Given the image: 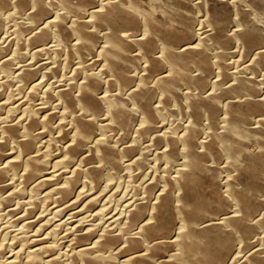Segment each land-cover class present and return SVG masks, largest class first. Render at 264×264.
<instances>
[{
  "label": "bare ground",
  "instance_id": "obj_1",
  "mask_svg": "<svg viewBox=\"0 0 264 264\" xmlns=\"http://www.w3.org/2000/svg\"><path fill=\"white\" fill-rule=\"evenodd\" d=\"M45 1L0 0V34L4 18H18L25 12L33 22L31 27L24 22L16 23L14 40L18 39L20 46L23 40L37 46L53 33L60 40L57 52L64 53L66 63L80 58L67 84L57 83L54 88L45 87L43 92L44 99H58L68 113L67 119L64 117L57 124L55 140L62 147L57 163L72 164V169L65 173L56 163V168L48 167L50 161L38 145L44 133L38 125L49 127L53 117L52 113H44L47 106H34L36 90L44 84L38 77L39 69L25 61L15 65L12 59L18 54L11 58L7 53L8 58L0 60V72L19 79L20 90H29L26 99L17 105L25 112L22 118H0L2 202L16 211L20 201L14 208L11 206L14 199L29 195L32 198L38 195L40 187L49 184L43 195L56 194L57 202L70 207L72 214L79 215L78 212L92 208L100 200L96 190L101 182L112 179L113 173L123 168L122 154L132 155L137 149L133 144L121 143L135 128L138 140L150 138L157 149L164 144L158 155L166 166L146 180L144 196L127 201L123 214L102 208L95 213L105 218L102 225L91 228L77 220L71 223L65 234L70 246L66 257L71 264H264V94L261 95L263 90L254 76L264 67V47H261L264 32L258 26L259 21H264V0H247L246 8L234 11L238 28L233 32L228 27L234 21L232 4L236 3L229 0L201 3L208 27L203 31L193 29L196 20L190 14L194 7L192 0H168L163 8L171 20L165 21L148 13L139 0ZM55 5L62 11L50 18L51 7ZM82 8L86 13L82 14ZM90 8L89 18H85ZM70 14L77 18L68 24ZM29 32L24 36L23 33ZM236 40L243 53L250 55L252 50L255 53L244 68L231 72L232 64L225 57L231 54L229 47ZM96 49L99 68L87 59ZM36 50L39 58L42 53ZM1 82L0 88L4 85ZM1 93L5 95L0 89ZM2 98L1 113L7 105ZM126 100L131 103L130 109L122 105ZM42 112L45 115L39 116ZM170 113L188 119L162 134L157 133L159 120ZM138 115L141 121L135 127ZM115 130L120 136L112 141ZM53 139L50 141L54 142ZM250 141L259 145L257 151L250 150V144L247 147ZM118 145H122L121 149ZM144 162L142 156H137L128 165L141 167ZM34 207L29 206L17 216L22 226L19 233L13 234H19L24 243L17 237L18 241L9 244L0 242V264H57L60 256L51 254L52 247L44 244L43 236L39 237L41 232L36 230L38 234H34L40 239H25L31 225L29 214L38 210Z\"/></svg>",
  "mask_w": 264,
  "mask_h": 264
},
{
  "label": "rangeland",
  "instance_id": "obj_2",
  "mask_svg": "<svg viewBox=\"0 0 264 264\" xmlns=\"http://www.w3.org/2000/svg\"><path fill=\"white\" fill-rule=\"evenodd\" d=\"M45 1V0H44ZM139 1H141V3H142V5H143V7H144V9L149 13H151L153 16H156V18H158V19H160V20H163V21H165L166 19H170L169 18V16L167 15V13L165 12V10H164V6L168 3V0H139ZM197 1V2H196ZM200 1V2H199ZM203 1H205V0H195V2H194V0H192V5H194V7L192 6V10L190 11V14L191 15H193L194 16V18H195V20H196V22H195V25H194V28L193 29H195L194 31H203V30H206V29H208V27H207V25H205V21H206V14H205V10H204V7H202L203 5H201V3L203 2ZM227 1V0H226ZM245 1H247V0H229V2L230 3H236V4H232V8H233V12H232V14H234L235 15V13H234V11L235 10H237V9H242V8H246L247 6V2H245ZM50 2V0H46L45 1V3H49ZM193 2L195 3V4H193ZM200 3V5H201V7H200V5H198ZM196 5V6H195ZM235 5H237V6H235ZM244 6V7H243ZM235 7V8H234ZM238 7V8H237ZM239 7H241V8H239ZM198 8V9H197ZM12 9V8H11ZM52 10L54 11V12H52ZM194 10V11H193ZM32 10H29V14H30V12H31ZM61 11H62V9H61V7L60 6H54V7H51V10H50V13H49V15H48V17H50V18H53L54 17V15L55 14H58V13H61ZM81 11H82V14H83V12H85L86 13V9H85V11H84V8H82L81 9ZM91 11H92V8H90L89 10H88V12H87V14H86V16H85V18L86 17H88L89 18V16H90V13H91ZM201 12V13H200ZM236 12V11H235ZM28 13V12H27ZM84 13V14H85ZM194 13H195V15H194ZM205 14V15H204ZM198 15H199V17H198ZM233 15V18L234 17H236L237 18V16L235 15L234 16ZM53 16V17H52ZM18 18H16V17H9L12 21H10V19L9 18H4V21H5V24H4V26H3V28H2V30H1V34H0V41H1V45H2V49L0 50L1 52H0V54L2 53V55H0V60H1V58L3 59V58H8V56L10 57L11 56V58H13V56L14 55H17V56H15V59H12L14 62V64L15 65H18V64H20L19 62H29V63H31V64H34V66L35 67H37L38 69H39V73H38V77H39V79L40 80H42V82L45 84H43V86L41 85L37 90H36V94H35V102H34V106H36V108L37 107H42V106H47V109L48 110H46V112H44L45 114H47V113H52L53 114V117L50 119V122H51V120H52V124L50 123V128L49 127H47L48 129H49V131H48V129L45 127V126H43V125H38V126H40V129H39V127L37 126V129H39V130H43L44 131V135L42 134V136L39 138V144L38 145H41V147H43L42 149L44 150V154H45V156H47V157H45L46 159H47V161L49 160L50 161V163L48 162V167L50 166L51 168H53L56 164H57V168L58 169H60L61 171H63V172H65V173H68V172H70V169H72V164H71V166H69V164L67 165V164H58L57 162H59V160L58 159H60V157H61V155H62V147L60 148L59 146H61V142H59V141H56L55 140V136H56V133L58 132V128H57V124L60 122V121H62V120H64L63 118L64 117H66L65 119H67V117H68V113H66V110H65V108L61 105V104H58V99H52L51 101L50 100H48V99H44V97H43V92L45 91V89H47L48 87H52L53 86V88L54 87H56L58 84H67L70 80H71V78H72V75L74 76V74H75V70L77 69V65H78V63L80 62V58L78 57L76 60L74 59L72 62H71V64L70 63H66L65 62V59H66V57L62 54H59L58 52H57V49H58V47H59V45H60V40L57 38V36L55 35H51V34H53V33H50V39H47V40H45L46 42H41L40 44H42V46L40 45V44H37V46L35 45H30V44H27V43H25V40H23L22 41V43L24 44H22L21 46L18 44V39L17 40H14V38L16 39V32H15V28H16V23L19 21V22H24V23H26V25H28L29 27H31L32 26V20L29 18V16L28 15H26V13L25 12H23V14H22V16L21 15H19V16H17ZM201 17V18H200ZM76 18H77V16L76 15H74V14H70V16H68L67 17V22H68V24H70V23H72L74 20H76ZM84 18V17H83ZM203 18H205L204 19V21H203ZM236 18H234V21L233 22H231V24L229 25V27H228V29H230V31L231 32H233L234 30H236L238 27H237V21L235 22V19ZM19 19V20H18ZM171 20V19H170ZM202 20V21H201ZM8 21H10L11 23H8L7 24V22ZM197 22H203V23H198L197 24ZM204 24V25H203ZM201 26V27H200ZM258 26L259 27H261V29L263 30V32H264V21H259V24H258ZM5 27H8V28H5ZM197 28H200V29H197ZM197 29V30H196ZM6 30V32H4ZM51 31L53 30V27L50 29ZM25 31H29L28 29L27 30H25ZM24 31V32H25ZM133 30H129L128 32L129 33H134V31L132 32ZM107 31L106 30H104V31H102V33H106ZM139 33H141V31H139ZM6 34H7V36H6ZM16 34V35H15ZM24 34V36L26 35V36H28L29 34H30V32L29 33H23ZM24 36L22 37L23 39H24ZM5 37V38H4ZM8 38H10V39H8ZM6 39V40H5ZM14 41H13V40ZM52 39V40H51ZM58 39V40H57ZM11 40V41H10ZM51 40V41H50ZM238 40V39H237ZM234 41V42H232V44H231V46L229 47V50H231L232 52H229L228 51V53L230 54V55H228L227 54V56H229L230 57V59H229V57L227 58V56L225 57V59H226V61H228V64L230 65V64H232V65H230L231 66V68L230 69H232V70H230L231 72H234L235 70L237 71L238 70V68H239V70L243 67H245L244 65L245 64H247V63H249V61L251 62V59L253 58V55H254V50H252V51H250V55H248V53L247 54H245V53H243V48H242V46L240 45V43H239V41ZM8 41V42H7ZM9 41H10V44H11V42H13V44H11V47L9 48V49H7L6 47H9ZM236 42V43H235ZM6 43V44H5ZM16 43V44H15ZM263 44H264V41L262 42ZM261 43V47H264V46H262L263 44ZM3 44H4V46H3ZM19 46H18V45ZM48 44V45H47ZM38 45H39V48H38ZM55 45H56V47H55ZM45 48H44V47ZM48 46H52L53 48L55 47V49L54 50H52L53 48L52 47H48ZM3 47H5L4 49H3ZM17 47H19V48H17ZM20 47H21V49H20ZM50 48V49H49ZM232 48V49H231ZM7 49V50H6ZM36 49H40L39 50V52L40 53H42V54H40V57L38 58V56H36L35 55V53H37V50ZM45 49H47L46 51H45ZM3 50H5V51H3ZM18 50H20V51H18ZM16 51V52H15ZM18 51V52H17ZM6 52V53H5ZM10 52H11V54H10ZM23 52V55H24V58H22L21 56H23V55H20L21 53ZM4 53V54H3ZM7 53H9V54H7ZM51 53V54H50ZM98 53V49H96L93 53H91L90 55H88L87 56V59H88V61L89 62H91V63H93L94 64V66L93 67H97V68H99L100 67V63L101 62H99L100 61V57H99V55L97 54ZM242 53V54H241ZM6 54L8 55V56H6ZM29 54V55H28ZM5 55V56H4ZM42 55V56H41ZM244 55H246V56H244ZM248 55V56H247ZM4 56V57H3ZM18 56H20L21 58H18ZM36 56V57H35ZM37 58V59H34V58ZM244 57V58H243ZM17 58H18V60H17ZM250 58V59H249ZM22 59V60H21ZM39 59V60H38ZM247 59H249V60H247ZM21 60V61H20ZM33 60H38L37 62L36 61H33ZM19 61V62H18ZM18 62V63H17ZM35 62H36V64L37 65H35ZM65 65H67V66H65ZM70 65H72V66H70ZM233 66V67H232ZM54 68H55V70H54ZM97 68H94V69H97ZM264 68V67H263ZM262 68V69H263ZM262 69H260V74H254V76H255V79H259V80H261L260 82H259V80L257 81L256 80V82H257V85H259L258 87H259V89L262 91L261 92V95H263L264 94V84H262V83H264V81H263V77L264 76H262L263 74H264V69H263V71H262ZM54 70V71H53ZM0 71H1V69H0ZM263 73V74H262ZM40 74V75H39ZM2 76V77H1ZM4 74L2 73V72H0V82L1 83H3V81H8V80H10V79H12V80H10V82L8 81V82H6V83H3L4 85L0 88L1 89V92H4V94L5 95H3L2 93V95L0 94V98L1 97H3L2 98V101L3 102H6V106L3 108V110H2V113L0 112V118L3 116V117H11L12 119H20V118H22L25 114V112L24 111H22L20 108H18L19 106H17L18 105V103L19 102H22V100H24V99H26V97H27V92H28V88H26L24 91L23 90H20V85H21V83H20V81H19V79L17 80V78H14L13 76H11V78H10V76L9 77H7V76H5V78H4ZM41 76V77H40ZM257 76L259 77V78H257ZM70 77V78H69ZM43 78V79H42ZM66 78H67V81H66ZM231 78V77H230ZM3 79V80H2ZM65 79V80H64ZM70 79V80H69ZM14 80V81H13ZM64 80V81H63ZM231 80V79H230ZM11 81H13V82H11ZM63 81V82H62ZM65 81H66V83H65ZM230 82V81H229ZM58 83V84H57ZM57 84V85H56ZM225 84L227 85V84H229L228 83V81H226L225 82ZM262 84V85H261ZM263 86V87H262ZM3 87H5V88H3ZM46 87V88H45ZM43 88V89H42ZM45 88V89H44ZM5 90V91H4ZM43 90V91H42ZM41 93V94H40ZM38 95V98L36 97ZM5 97V98H4ZM42 97V98H41ZM7 98L9 99V100H7ZM11 98V99H10ZM36 100H39V101H36ZM47 101V102H46ZM48 101H50L49 103H48ZM53 101H54V103H53ZM9 103V104H8ZM53 103V104H52ZM13 104V105H12ZM57 104V105H56ZM9 105V106H8ZM51 105H54V106H51ZM60 105V106H59ZM122 105L125 107V108H131V103L129 102V101H124L123 103H122ZM176 105H177V103H176ZM56 107V108H55ZM175 107V106H174ZM6 108H7V110H6ZM50 108V109H49ZM61 108V109H60ZM9 109V110H8ZM57 109V110H56ZM5 110V111H4ZM55 110H56V112H55ZM62 110H64L63 112H62ZM7 111H11L9 114H8V112ZM48 111V112H47ZM43 112L42 113H39V114H41V115H39V116H42V115H45ZM58 113V114H57ZM60 113V114H59ZM66 113V114H65ZM225 113V111L223 110L222 111V115H221V117H223L224 114ZM56 114V115H55ZM65 115V116H64ZM264 115V114H263ZM178 117V118H176V117ZM174 116V113H170V114H167V116H163L160 120H159V124H158V127H157V129H156V131H158L157 133H159V134H162L161 132H163L164 133V131L166 130V131H168L167 129H169V127H175L176 125H179V124H183L188 118L187 117H185L184 115H178V114H176ZM167 117H169V118H167ZM54 118V119H53ZM61 118V119H60ZM141 116L140 115H138V117L136 118V121H135V123L136 124H134V126L136 127V125L137 124H139L140 123V121H141ZM256 119L258 118V117H255ZM140 119V120H139ZM162 119H163V121L164 120H166V121H164L165 123L164 124H161V123H163L162 122ZM139 120V121H138ZM162 125V126H161ZM166 125V126H165ZM44 127V128H43ZM54 127H56L57 129H54ZM163 127V128H162ZM165 127V128H164ZM46 131H45V130ZM54 129V130H53ZM47 131H48V134L49 135H47ZM55 131V132H54ZM115 131H117V132H115ZM115 131H113L112 132V134H111V139H113L112 141H115V139L116 138H118L119 136H120V132L118 131V130H115ZM53 132V133H52ZM133 132V133H132ZM46 133V134H45ZM52 133V134H51ZM131 134V135H130ZM125 139H124V143H123V141H121V143H122V145L124 146V145H129V144H133V145H135V147L137 148L136 150H135V152L132 154V155H124V154H122V156H121V159H123V168H120V169H118L115 173H113V174H115V175H113L112 176V179H108V180H105V181H103V182H101V184L98 186V188H97V192H99V195H100V200H101V203H100V200H98L97 201V203L96 204H98V205H96V207H95V205L94 206H92V208L90 207V208H87L88 209V211H87V209L86 210H84L83 212L81 211V212H78V214L80 215H76V214H72L74 211L72 210V209H70V207H67V208H65V206L66 205H64L63 203H61V202H57V195L56 194H50V195H48V196H45L46 195V193L48 192V190H49V187H50V185L49 184H44L42 187H40L39 188V191L37 192L38 193V195H35V196H33L32 198L30 197V195L29 196H27L26 198H23V199H14V200H16L15 201V204H14V202L12 203V204H14V205H12L11 204V206L12 207H14L15 208V206L18 204L17 202H19V204L16 206L18 209H20L21 207H22V205L24 206V208L22 207L20 210L21 211H19L18 209L15 211V210H13V211H15V212H13V211H11V209L12 208H10V206L8 205L7 206V204H5V203H3L2 202V200H3V194H0V227L2 228L3 227V229H1L0 231V235H1V239H0V242L1 241H3V243L4 242H7V244H9V243H11L12 241H14V240H17L18 241V239L17 238H19V242L21 241V243L23 242L24 243V241L23 240H20L22 237H20L19 236V234H18V236L16 235H14V234H16L17 232L19 233V229L18 228H20L22 225H21V222L17 219V216L19 215V214H23L28 208H29V206H32L33 205V207H34V209H36V207H37V209L38 210H34V212L33 213H31V214H29V215H31V216H29V217H31V218H29L30 220H31V225H32V223H33V221H35L33 224L34 225H32V226H34V227H31V225L29 226V228L26 230L28 233H25L24 235H25V237L27 236V235H29L28 236V238H25L24 236V238L25 239H27L28 241H30L31 240V238H37V237H35L34 236V234H38L39 232H41V233H39V237L40 238H42V236H43V240H44V244L45 245H50V247H52V251H51V254L55 257L56 256V254H57V256H60V258H62L63 257V255H64V257L62 258V259H60L59 257L57 258L58 260H57V264H71L72 263V261L70 262V259L68 258V257H66V256H69V250H70V246H68L69 245V240H68V238H66V232H68L69 230H70V228L72 227V224L73 223H76L77 221L78 222H81V223H84V224H86V226L87 227H95L96 225H98L99 223V225H102L101 224V222L104 220L105 221V218L104 217H102V216H99V215H97L96 216V211H98L99 209H102V208H104V209H107V210H111L112 212H116V213H121V214H123L124 213V211H125V204H127V201L129 202V201H135L138 197H140V196H144V194H145V191H146V185H147V179H149V178H151V176H153L154 175V172L155 171H163V169L165 168V166H166V161L162 158H160L159 157V152L160 151H162L164 148H165V146H164V144H162V145H158V149H157V145H152L153 143L152 142H150L149 140H150V138L149 139H145V140H138L137 138H136V136H137V133H136V130H135V128H134V130H132L131 131V133H130ZM45 135H47V137H45ZM52 136V137H51ZM132 136V137H131ZM44 137V139H42ZM49 137H51V138H49ZM53 137H54V139H53ZM128 138V139H127ZM49 139V140H48ZM51 139H53V141L54 142H51L52 140ZM130 139V140H129ZM51 140V141H50ZM128 140V141H127ZM137 140V141H136ZM131 141H133L132 143H131ZM136 141V142H135ZM140 141V142H139ZM45 142V143H44ZM47 142L49 143V144H47ZM51 142V143H50ZM253 142V143H252ZM250 141V143L248 142L247 143V145L248 144H250V150H252V151H257L258 149H259V145H256L257 143L256 142H254V141ZM52 143H54V144H52ZM58 143L60 144L59 146H58ZM120 143V144H121ZM126 143V144H125ZM135 143H137V144H142L141 145V147H140V145H136ZM150 143V144H149ZM48 146H47V145ZM56 144H57V146H56ZM43 145V146H42ZM122 145H118V147L121 149V147H122ZM45 146V147H44ZM52 146V147H51ZM160 146V147H159ZM153 147V148H152ZM155 147V148H154ZM247 147H249V145L247 146ZM57 148V149H56ZM140 148V149H139ZM138 150H140V151H138ZM145 150V151H144ZM142 151H144L145 153H147V159H146V154L145 153H143ZM61 152V153H60ZM150 152V153H149ZM158 152V153H157ZM60 153V154H59ZM139 154V155H138ZM145 154V155H144ZM142 156L144 159H145V162H144V165L143 166H137V165H128L131 161H132V159H134V158H137V156ZM134 156V157H133ZM136 156V157H135ZM124 157H125V159H127V160H124ZM131 157V158H130ZM150 158V159H149ZM58 160V161H57ZM130 162H129V161ZM150 161V162H149ZM125 162V163H124ZM126 162H128V163H126ZM149 162V163H148ZM56 163V164H55ZM148 163V164H147ZM50 164V165H49ZM51 164H52V166H51ZM54 165V166H53ZM125 165V166H124ZM148 165H149V167H148ZM151 165V166H150ZM66 166L68 167V168H66ZM127 166H128V168L129 169H127ZM146 166V167H145ZM154 167H156V169H154ZM55 168H56V166H55ZM124 169V170H123ZM129 170V171H128ZM144 170V171H143ZM146 170V171H145ZM154 170V171H153ZM119 171V172H118ZM142 172V173H141ZM152 172V173H151ZM115 178V179H114ZM9 179V178H8ZM114 179V180H113ZM136 179V180H135ZM147 180V181H146ZM111 186H110V185ZM79 187H81L82 186V183H80L79 185H78ZM87 187V189H89V186L88 185H86ZM48 187V188H47ZM46 188V189H45ZM100 188V189H99ZM105 188H106V191H104L105 190ZM48 189V190H47ZM98 189H99V191H98ZM40 190H42V191H40ZM47 192H46V191ZM111 190V191H110ZM42 192V193H41ZM101 192V193H100ZM106 192V193H105ZM112 192V193H111ZM45 193V195H43ZM43 195V196H42ZM36 196H37V198H36ZM40 196V197H39ZM56 196V197H55ZM102 196V197H101ZM106 196V197H105ZM108 196H111V197H108ZM28 197H30L31 199H32V201H31V199L30 198H28ZM50 197H52V198H50ZM104 197V198H103ZM46 198H47V200H46ZM107 198V199H106ZM28 199V200H27ZM30 199V200H29ZM54 199V200H53ZM139 199V198H138ZM13 200V201H14ZM26 200V201H25ZM23 201H25V202H22ZM30 201V202H29ZM32 202H34L33 204H31ZM99 202V203H98ZM17 203V204H16ZM28 203H30V205L28 204ZM38 203V204H37ZM38 206H37V205ZM40 205V206H39ZM55 205V206H54ZM63 205V206H62ZM106 205V206H105ZM19 206H21V207H19ZM9 207V209H10V211H9V209H7ZM44 207V208H43ZM109 208V209H108ZM47 209V210H46ZM90 209V210H89ZM91 209H92V211H91ZM96 209V210H95ZM116 209V210H115ZM51 210V211H50ZM124 210V211H123ZM43 211V212H42ZM71 211V212H70ZM89 211H91V212H89ZM14 214H13V213ZM40 212H42V213H40ZM45 212V213H44ZM44 213V214H43ZM46 213H48V214H46ZM6 214V215H5ZM9 214V215H8ZM42 214V215H41ZM89 214V215H88ZM32 215H34V216H32ZM92 215V216H91ZM41 216V217H40ZM82 216H85V217H83L84 219L87 217V219H88V221H87V219H82ZM97 217V218H96ZM35 218V219H34ZM44 218V219H43ZM92 220H91V219ZM95 218H96V220H95ZM9 219V220H8ZM49 219V220H48ZM71 219V220H70ZM75 219V220H74ZM79 219L81 220V221H79ZM90 219V220H89ZM77 220V221H76ZM69 221H70V223H69ZM76 221V222H75ZM103 221V224L105 223ZM20 222V223H19ZM13 223V224H12ZM15 223V224H14ZM48 223V224H47ZM72 223V224H71ZM89 223V224H88ZM45 224H46V226H45ZM68 224V225H67ZM91 224V225H90ZM8 225V227H10V228H7L6 226ZM10 225V226H9ZM5 226V227H4ZM14 226V227H13ZM19 226V227H18ZM43 228H42V227ZM46 228H45V227ZM54 226V229H56V230H53V227ZM55 226H56V228H55ZM31 227V228H30ZM38 227V228H37ZM5 228V229H4ZM15 228V229H14ZM49 228V229H48ZM9 229V230H8ZM14 229V230H13ZM40 231H39V230ZM42 229V230H41ZM59 229V230H58ZM36 230L38 231V233L36 232ZM51 230H53V231H51ZM9 231V232H8ZM14 231V232H13ZM56 231V232H55ZM58 231V232H57ZM35 232V233H34ZM46 232V233H45ZM50 232H51V234H50ZM8 233H9V235L11 236H9L8 235ZM14 233V234H13ZM30 233V234H29ZM32 233H33V235H32ZM49 233V234H48ZM13 234V235H12ZM46 234H48V236L50 235V238L46 235ZM3 235V236H2ZM5 235V236H4ZM9 237H8V236ZM64 235V236H63ZM6 236H7V238H6ZM15 236V237H14ZM17 237V238H16ZM38 237V238H39ZM13 238V239H12ZM30 238V239H29ZM37 238V239H38ZM39 238V239H40ZM59 238V239H58ZM66 238V239H65ZM8 239V240H7ZM48 239V240H47ZM55 239V240H54ZM10 241V242H9ZM47 241V242H46ZM62 242V243H61ZM53 243V244H52ZM4 244H6V243H4ZM52 244V245H51ZM60 244V245H59ZM53 245H54V247H53ZM64 246V247H63ZM67 247H69V249L67 248ZM68 249V250H67ZM54 253V254H53ZM56 256V257H57ZM65 258H66V260H65ZM60 259V260H59ZM66 261H68V262H66Z\"/></svg>",
  "mask_w": 264,
  "mask_h": 264
}]
</instances>
